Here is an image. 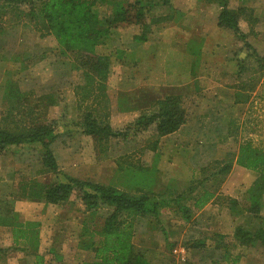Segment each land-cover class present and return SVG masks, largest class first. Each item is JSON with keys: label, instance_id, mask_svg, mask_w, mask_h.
I'll return each instance as SVG.
<instances>
[{"label": "rangeland", "instance_id": "obj_1", "mask_svg": "<svg viewBox=\"0 0 264 264\" xmlns=\"http://www.w3.org/2000/svg\"><path fill=\"white\" fill-rule=\"evenodd\" d=\"M228 6L232 9L247 8L246 12L244 11L241 15V29L247 34L248 42L255 46L260 56H264V0H229ZM18 7L16 12L9 10L3 16L2 25L7 35H0V122L3 125L12 126V122L15 121L20 126H24L35 118L39 120V117L42 119L45 117V121H57L60 137L55 141L53 150L60 166V173L49 174L45 179L43 176L36 180L21 179L25 176L23 171L26 170L24 173L35 175L40 167L38 148L26 145L24 147L12 146L5 154L0 155V177H2L1 175L9 176L15 171L14 179L18 180L17 182L21 185L23 182H41L49 179L50 181H65V177L71 175L78 179L85 178L95 182L114 184L131 191L150 190L155 189L154 187L158 189L163 186V183L166 184L170 178L174 177V187L180 192L191 187L190 179L195 174L199 178L204 175H212L221 164L218 162L224 164L228 160H232L234 166L230 173L212 177V180L207 181L205 186L216 191L225 189V191L234 193L241 199L238 208H244L246 192L259 174L239 166L236 163V156L240 144L246 141H252L258 147H264V69H260V63L255 56H247L248 50H244L246 48H243V40L230 31L226 34L224 31L227 30L220 28L218 25V15L221 11L219 2L214 0H171V7H158L154 9L153 13L155 17L171 15L170 19H175L174 23L168 20L159 24L168 23V27L164 26L163 28L164 30L170 29L168 30L169 34L160 33L161 30L153 32L152 28L148 30L149 40L157 43L164 41L162 38L165 36L171 38L170 31H174L169 26L171 22L176 26L191 28V31L197 36L193 42L194 47L198 49L205 42L204 47L207 51L198 62L199 66L196 70L208 74L209 79H220L221 82H226V87H223L214 85L215 81H208L209 83L204 81L202 88L206 86L211 89L208 91L206 89L205 96L207 97L202 99V105H196L201 90L197 93L191 92V97L181 95L182 110L187 115L186 124L190 125L191 122V135L188 133V135L178 134L179 136L159 138L151 130L137 132L133 129L130 130L127 139L105 137L102 140H97L84 133L81 119L86 110L91 108L100 120L109 123L116 130L123 131L139 116L156 111L157 107L149 106L150 98L145 96L141 99L140 96V91L145 90L153 93L154 96L159 94L157 90H154L157 88L156 82L159 73L157 63L147 57L141 61L136 58L134 49L138 40H135L133 36L136 32L139 34L142 32L141 25L120 24L113 31L111 39L98 47L100 54H112L108 81L105 85L107 100H102V98L96 100L92 96L87 104L79 106L77 92H82L81 87L85 82L83 71L72 67V59L69 56L61 55L55 37L43 32L40 27L37 28L40 24H36L30 16L25 14L24 6ZM182 7L191 9V14L188 15ZM96 10L102 19L111 14L110 9L105 5L99 4L96 6ZM249 18L255 19L250 21ZM153 26L154 29H157L155 28L157 25ZM224 43L229 46L227 49L220 45ZM172 48L167 44L163 46L162 50L164 54H167L172 51ZM241 48L243 49L240 50ZM123 49L127 50L124 55ZM224 55L229 58L227 61L224 60ZM231 59L235 62L233 66L230 65ZM242 65L245 69L239 74V68ZM9 83H14L24 94L28 92L33 94V98L37 101L33 113L25 108L27 107L25 104L21 105V107L23 106L22 115L14 111L16 117L4 118L7 116L6 111L9 110V102L4 96L5 86ZM242 83H245L246 93L250 94V98L254 100L251 104L233 106L235 92L241 89ZM129 94L141 99L138 100L137 107L131 108ZM214 94H217V98L221 95L222 100L217 102L210 98ZM209 99L213 101L209 102ZM210 105L215 106L213 113L207 108ZM127 106L131 110H125ZM199 106V110L202 112L196 110V107ZM203 113H206V117ZM181 162H184V165H181ZM203 167H208V169L205 172H199ZM194 169L198 173H195ZM154 175L157 177L154 178ZM3 180H6L5 176ZM173 182L170 183L173 184ZM14 187L17 189L18 184L17 187ZM11 190L12 188L4 189L3 192ZM10 202L6 209L11 206L14 208V200ZM40 206L42 208V205L22 203L19 206L23 215L21 217L45 220V216L40 212ZM51 211L58 212V216L61 217L66 218L67 216L65 220L69 221L72 217L74 219L77 213H84V206L80 200L73 196L63 206H49L47 212L50 214ZM253 214L246 213L244 220L250 221L251 225L249 226L256 229L264 224V201L259 213L261 216ZM211 217L213 218H209L208 222L211 224L214 221L215 224L222 225L224 231H228V228L233 230L238 225L226 210H223L221 216H217L218 220H215L214 216ZM244 220L241 219L239 223L243 222L242 225L248 226ZM153 223L152 233L150 230L146 234L139 233V229L145 227L143 225L137 229L138 235L134 244L137 245V251L144 256L150 254L143 246L144 241L157 242L152 239L156 227V223ZM77 225L76 222L70 221L61 232L62 242H65L63 246L69 254L72 252L71 245L74 244L75 231L80 229V226ZM191 225H193L192 221ZM207 228V231L201 230L198 233L199 236L193 234L191 237L211 238L215 232L209 227ZM232 230L229 233H233L234 230ZM51 231L53 229L50 230V234L46 231L47 235L51 236ZM192 232L194 233V230ZM42 244H40V248L43 251ZM186 245L188 247L191 243ZM11 248L3 251L4 254L0 256V264H27L26 257H23L26 254L21 252L16 254V251L9 250ZM176 248L173 253L180 254L178 250H175ZM191 249L195 252L192 245ZM193 252H191V257L195 261L197 255L196 252L195 254ZM240 252H242L243 259L239 261V264H264V247L262 245L251 247V249L249 247L241 248ZM83 254L87 255L85 260L89 261L88 253L84 252ZM261 254L263 255L260 256ZM205 255L203 253L204 258H206ZM193 261L191 260V264H212L210 260L205 263Z\"/></svg>", "mask_w": 264, "mask_h": 264}, {"label": "trees", "instance_id": "obj_2", "mask_svg": "<svg viewBox=\"0 0 264 264\" xmlns=\"http://www.w3.org/2000/svg\"><path fill=\"white\" fill-rule=\"evenodd\" d=\"M214 1L221 5L218 25L243 40V48L248 50L247 56H255L260 63V69L263 70L264 56H260L255 46L248 42L247 34L240 26L241 15L247 8L232 9L228 6L229 0ZM99 4L110 9L109 17L103 19L100 17L96 10ZM18 6H24L25 14L30 16L36 24H40L37 28L40 27V30L55 37L61 55H67L72 59V67L83 71L85 82L81 87L82 92H77L79 106L87 104L92 96L96 100L99 98L107 100L105 85L108 81L112 54H98L96 48L111 37L112 31L117 26L120 24L141 25L142 33L136 39L144 41L148 30L154 29L153 25L159 26L161 22L170 20L169 16H171L155 17L153 15L154 9L158 7H171V0H0V35H7L2 25L3 16L9 10L16 12L19 9ZM254 19L249 18L250 21ZM244 69L243 65L240 66L239 74ZM5 87L4 96L9 102V110L6 111L7 116L4 118L16 117L15 112L22 115L23 106L21 105L25 104L27 105L25 108L31 113L34 112L37 101L32 93L24 94L14 83H9ZM243 88L246 87L243 86ZM236 97L241 100L248 98V95L241 90L236 93ZM146 98L150 97L146 96ZM149 101L150 107H157L156 111L139 116L125 131L116 130L109 123L100 120L90 107L82 116L81 127L85 134L97 140L105 137L127 139L130 130L133 129L137 132L151 130L160 138L176 132L186 123L187 115L182 110L181 95H167L161 99L150 98ZM128 109L129 106L125 108V110ZM44 118L39 117V120L35 118L24 126H20L15 121L12 122V126L3 125L0 122V155L5 154L12 146L37 147L40 153V164L43 166L42 172L57 175L60 173V166L53 145L60 137L59 127L57 121H45ZM236 163L259 174L254 185L247 191L244 208L238 210L258 214L264 201V147L255 146L252 141L241 143ZM233 164L234 161L228 160L227 163L219 166L215 173L228 174ZM65 179V181L53 183L23 182L20 185V194L30 199L44 198L48 204L57 206L67 204L73 196L80 200L84 211L88 214V219L84 222L79 246L92 254L93 264H150L144 254L135 252L132 245L136 231L135 220L138 217H158L160 208L166 206L168 202L161 199L154 189L131 191L114 184L95 182L85 178L78 179L71 175ZM143 181H145L144 178ZM195 189L196 186L192 184L191 193ZM181 196L178 195L175 200H181ZM211 197L212 193L206 190L196 204L204 205ZM232 202L235 207L240 205L237 200L233 199ZM10 203L9 200L0 199V225L13 228L17 243L19 240L30 238L31 246L38 247L36 228L32 227V223L21 222L18 213L11 205V208L6 209ZM245 222L248 226L243 225L237 228L235 234L239 243L264 247V226L252 230L249 226L250 222L246 220ZM23 250L26 251L27 248L24 247ZM50 251L55 252L54 249ZM56 257L61 256L56 255Z\"/></svg>", "mask_w": 264, "mask_h": 264}, {"label": "crops", "instance_id": "obj_3", "mask_svg": "<svg viewBox=\"0 0 264 264\" xmlns=\"http://www.w3.org/2000/svg\"><path fill=\"white\" fill-rule=\"evenodd\" d=\"M182 9L185 10L188 15L191 14V9H189L188 7H185V8L182 7ZM170 20L173 21V23L175 22L174 21L175 19H170ZM173 23L172 22L169 23L170 24L169 26L171 27V29L174 30V31H170V34H172L171 38L170 36L169 38L165 36L162 38L164 39V41H158L157 43H155L149 40L150 39L149 35H147L146 40L136 42L137 45H136V48L134 49L136 58L139 59L140 61L143 60L145 57H147V59L149 58L153 59L154 62L157 63V67L159 70V73L157 76L158 79L156 82L157 88H154V90H157V93L159 94L154 96V94L150 93L148 90L140 91L141 99H143L145 96H148L150 98H155V99L157 98L161 99L167 95H187L188 97H191V92L197 93V91L201 90L200 97L196 105L198 104L202 105L203 100L207 97L205 96L207 94L206 92L211 89V87L206 88V86L202 88L204 85L203 84L204 81H206L207 83H209L208 81H211V82L215 81L216 84L214 85L223 86V87H226V82L223 83L221 82L220 79H213V78L209 79L208 74L198 72L196 70V68H198L199 66L198 62L201 60L202 56H204L205 53L207 52L204 47L205 42L203 43V46H200L198 49H196L193 45V42L195 38H197V36L194 35V33L191 31V28L176 26ZM167 24L168 23L159 25L161 28L157 26L155 27L157 29H152V30L153 32L161 30L162 32L160 33L165 32V34H169L168 30L170 29L164 30L163 28L164 26H167ZM224 32L227 34L228 31H224ZM140 34L139 32L138 33L136 32L133 38L137 40L136 37ZM225 36H228V35H225ZM111 37L108 40H110ZM167 44L172 46L173 48H172V51L168 52L167 54H164V51L162 49H163V46H166ZM102 45L104 44H101L97 46L96 48V52L98 54H100L98 52V47ZM220 45L224 47L225 49L229 47L227 43L220 44ZM126 52L127 50L123 49L122 51L123 55L126 54ZM101 55H111V53L109 54L106 53V54H101ZM223 57L225 61L229 59L227 55H224ZM230 61H231L230 62L231 64L230 63L229 64L233 66V64H235V62H233L234 60L231 59ZM244 84L245 83H242L241 89H239L237 92L242 90V92L246 93V90H245L246 88H243ZM237 92H235V98L232 101L233 106L235 105L243 106L245 104H251L253 102L254 99L250 98L251 96L248 93H246L248 95V98H243L241 100H238V98L236 97ZM128 97H129V104L131 108L137 107L138 106L137 102L138 100H141V99H137L133 94H129ZM210 98L214 99L217 102L218 101L220 102L222 100L221 98L223 97L219 95L217 98V94H214L213 97H210ZM212 99H209V102L213 101ZM131 108L129 107V110ZM207 108L211 110V112L213 113L215 106L210 105ZM199 109H200V106L196 107L197 111L202 112ZM203 115L206 117V113H203ZM188 133H190L191 135V122H190V125L185 123L176 132L162 136V137L168 138L170 136L172 137L178 134L188 135ZM183 146L188 147V145H184V144ZM177 149L179 150V147H177ZM190 163H191V160H190ZM218 163L223 164V162H218ZM181 165H184V162H181ZM207 169L208 167H203L202 170H200L199 172L201 171L205 172ZM42 170H43V166L41 164H40L39 170L37 171V174L35 175H30V173H24L26 172L25 170L23 171V174L25 176H23L24 178L21 177V179H35L36 180V178H39L42 176H43V179L48 178L50 173H44L42 172ZM194 172H195V169H194ZM215 172H217V170L214 171V173ZM195 173H198L197 170ZM156 175H154V178L157 177ZM1 176L2 177H0V199L1 200L9 199V201L14 200V203H15L14 210L16 213H18L19 220L23 223H32L33 225L32 227L34 229L36 228L37 238H38L37 240L39 244L37 245L38 247L31 246V243L29 242L32 239L30 238H28V240H19L17 243L16 239L14 238L13 228L11 226L0 225V256L4 254L5 251H7V248L12 247L11 249H9L10 251H16V254H18L19 252H21L22 254L23 253L26 254L23 257H26L25 260L27 261V264H93L94 257L92 256V254H89L88 251H86L85 249H82L81 246H79L81 235L84 230L83 229L84 222L87 220V216H88L87 212L84 211V213L82 214L77 213L75 215V218L72 219L73 218L72 217L70 218L69 221L65 220L67 219V216L66 218L63 216L62 217L58 216V212L51 211V213L49 214V212H47V209L49 208V206L53 207L54 206L53 204H48L44 198L30 199L29 197L20 194V184L19 182H17L18 180L15 181L14 179L15 171H13L9 176L4 175L6 180H3L4 178L3 175ZM214 176L219 177L221 176V174L215 173L214 175L212 173V175L210 174L204 175L202 178L197 177L195 174L193 178L190 179L191 186L192 184L196 186V189L192 193L190 190L191 187L184 191L178 192L176 188L174 187V183H175L173 182L175 180L173 179L174 177L170 178V181L168 180V182L164 181L166 182V184L163 183L162 184L163 186L161 188L157 189L156 187H154L155 188L154 191H156L159 194V197L161 199H165L166 203L168 202V204L160 208L158 217H155V218L138 217L135 220L136 231H135L134 239L132 243V245H134L135 252H139L136 249L137 245L134 244L136 243L135 238L138 235L137 234L138 227H140L141 225L145 226L139 229V233L143 232L144 234H146V233H149V230L150 232L152 231L151 227L154 225L153 222H155L156 223V227L154 230L155 233L152 235V239H155L157 242L154 241L152 243H148L144 241V245H143L146 248L147 253H150L149 255L145 256L146 260L150 264H191V260L193 261V258L191 257V254H192L191 252H193L191 249V245L195 249V252L197 255L196 256L197 259L195 258V261L193 262L205 263L210 260L212 264L214 263L215 264H239V261L243 259L241 255L242 252H240L241 248L249 247L251 249V247L253 246H246V245L240 244L239 243L240 241L235 234H236L237 228L243 226L242 225L243 222L239 223V221L241 219L244 220V218H246L245 217L246 213H253V212L247 211V210L245 211L237 210L240 208H238L239 206L238 207L233 206L232 200L234 199L240 202L241 199H239L238 196L234 195V193L225 191V189H222L221 191L220 190L216 191V190H212L206 187L205 186L206 182L212 180V177ZM258 177L259 176L257 175V177L252 181L248 190L254 185ZM171 181L173 182V184L170 183ZM15 182H17L18 187H17V184H15ZM45 182L53 183V182H58V180L50 181L49 179V180L41 181V183H45ZM154 183L157 184L156 181H154ZM14 186H16L17 189H15ZM10 188H12L11 191L3 192L4 189L8 190ZM206 190L212 193V197L204 205H197L196 204L197 200L201 198V196L204 194ZM178 195L180 196L182 195L181 196L182 199L177 201L175 199L176 197H178ZM246 195H247V192H246ZM22 203H28L32 205L33 204L42 205V208L40 206L41 208L40 212L43 214V216H45V220H43L44 222L41 219H33V218L23 219L21 217L23 216L21 214L22 212L19 209V206ZM223 210H226L227 213L232 215L233 216L232 218L235 220V223H238L236 228L235 229L233 228L234 231L231 228H228V231H224L223 227H221L222 225H219L218 223L215 224L214 221H213L214 224L213 223L210 224L208 222L209 218H213L211 216H214L215 220H218L219 217L217 216L218 215L221 216L223 214ZM199 216H200V219L197 220ZM258 216H261V215L259 214ZM162 218H165V219L162 220ZM49 219H51V221H49ZM70 221L76 222V224L80 226V229L75 231L76 233L74 234V244L71 245L73 247L71 250L72 252L70 251L71 253L69 254L67 251H65V248L63 246L65 242H62L63 239L60 236H61L63 227H65L66 224ZM191 221L193 222V225H191ZM250 225H251V222H250ZM262 226H264V224ZM207 227H209V229L214 230L215 232V235L212 236L211 238L203 237V238L198 239L197 237H193V238L191 237L193 234H195V236H199L198 233L201 230L207 231L208 229ZM43 229H45L48 232V234H50V230L53 229V231H51L52 235L51 236L47 235L46 231H44ZM251 229L254 230L253 227H251ZM192 230H194V233L192 232ZM231 230L233 231V233H229ZM72 236L73 234L71 233V238ZM229 236H230V239H229ZM146 240L148 241V239ZM46 243L47 245H45ZM189 243H191V245L187 247L186 244H189ZM40 244H42V246L45 247V253H44V247L42 251V249L40 248L41 247ZM24 247L27 248L26 251L23 250ZM175 247H177L175 250H178L180 254L175 255L173 253ZM52 249H54L55 251L54 253H51L50 250ZM80 252L88 253L90 257V260H89L90 262L88 260L87 261L85 260L87 255L80 253ZM195 252H193V254H195ZM203 253L206 254L205 255L206 258L203 257ZM56 255L57 256L59 255L61 257L60 258L56 257ZM262 255L263 254H261L260 256ZM180 262H184V263H180Z\"/></svg>", "mask_w": 264, "mask_h": 264}]
</instances>
